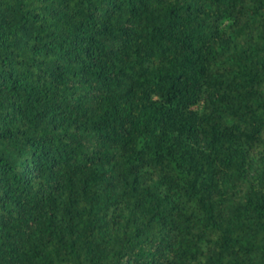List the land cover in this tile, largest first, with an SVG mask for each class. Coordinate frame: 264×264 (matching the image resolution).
Segmentation results:
<instances>
[{
  "label": "trees",
  "instance_id": "trees-1",
  "mask_svg": "<svg viewBox=\"0 0 264 264\" xmlns=\"http://www.w3.org/2000/svg\"><path fill=\"white\" fill-rule=\"evenodd\" d=\"M0 264H264V0H0Z\"/></svg>",
  "mask_w": 264,
  "mask_h": 264
}]
</instances>
